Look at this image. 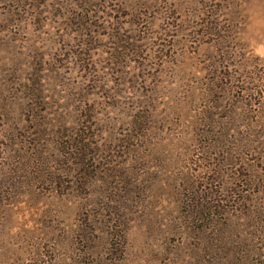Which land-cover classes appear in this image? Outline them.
I'll return each instance as SVG.
<instances>
[{
	"label": "rangeland",
	"instance_id": "obj_1",
	"mask_svg": "<svg viewBox=\"0 0 264 264\" xmlns=\"http://www.w3.org/2000/svg\"><path fill=\"white\" fill-rule=\"evenodd\" d=\"M0 264H264V0H0Z\"/></svg>",
	"mask_w": 264,
	"mask_h": 264
}]
</instances>
